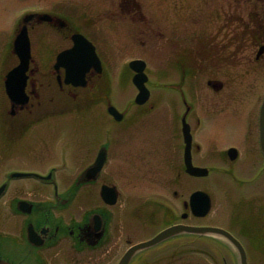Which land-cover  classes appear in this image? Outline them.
Masks as SVG:
<instances>
[{
	"label": "flooded vegetation",
	"instance_id": "1",
	"mask_svg": "<svg viewBox=\"0 0 264 264\" xmlns=\"http://www.w3.org/2000/svg\"><path fill=\"white\" fill-rule=\"evenodd\" d=\"M123 1L128 5L125 3L126 11L122 13H129L132 22L126 31L138 42L139 47H145L146 42L150 40V24L146 23V17L140 7L135 4V0ZM114 2V0L111 1V7L106 15L110 14L112 30L117 32L122 17L121 12H118L113 5ZM133 2L134 5L131 4ZM208 3L209 22L201 29L193 22L185 23L180 28L160 27L161 57L172 64L171 72H181L186 75L190 71V76H196L199 61H229L234 58L241 60L244 57L247 29L253 25L247 22V14L260 13L257 1L208 0ZM122 8L124 10V5ZM31 13L34 16L27 24L34 33L35 44L34 42L32 44V61L26 74L28 77L26 95L19 93L15 101L10 100L5 89L9 72L3 77L7 105H0V260L9 264H121L122 258L132 246L154 237L168 226L181 223L213 225L208 221L211 214L205 217H197L193 214L189 203L190 196L184 198L179 191L181 181L173 183L174 187L169 188L167 183H159L157 187L152 188L151 194L137 198L136 205L125 209L127 197L114 181V174L111 172L110 176L106 175L108 155L96 179L78 184L79 175L93 165L104 146L108 154V145L96 138L89 143L79 140L81 149L78 154H69L68 145L70 143L76 145L77 140L65 141L61 140L60 136L56 139L57 141L54 140V133L58 130L59 124L54 118L53 105L56 99H80V102L84 104H97V94L103 87H107L103 79L108 72L92 67L85 75L86 82L83 81V86H75L67 82L66 69L55 67L57 56L61 51L73 46L72 37L79 30L65 12L40 9ZM101 25V21L96 22L91 29L93 37L85 35L94 43L100 56L102 49L97 45V41L103 38ZM199 34L203 36L201 39ZM256 39L257 45L264 46V36ZM61 41H65L67 45L57 50L51 62L43 61L44 47L50 44L62 46ZM22 81L23 77L20 74L16 78V86L22 84ZM26 98L28 101L24 102ZM184 103L185 113L189 112V115L191 108L186 101ZM58 104L62 105L61 109L65 107L63 101ZM217 111L229 116V119L225 118V120L230 130L240 131L238 138L227 142L226 147L221 151L224 165L228 167L225 171L232 174L237 163H247L250 173L254 175L248 181V186L255 187L264 177V157L261 150L259 125L251 117L248 122H242L240 107L224 104ZM4 115L7 116V123L3 122ZM126 116L127 113H124L122 120ZM20 128V134H5L6 130L12 132ZM28 129L37 141L47 146H49V140L46 136L51 135L53 145L60 147L61 155L58 158L61 160L69 158L76 162L78 158L80 171L77 176L64 183L58 182L54 178L55 174L60 172V168L66 169L67 166H55L52 163L49 171L42 173L44 178H38L43 181L41 185L15 181L22 178L12 177L13 173H37V170H33L35 169L33 165L40 163L32 150L29 155H21L13 150L14 146L22 141L23 132ZM42 130L49 134H41ZM241 131H244L243 135ZM112 137L116 144L117 133L112 134ZM184 148L181 149L179 160L175 165L178 175L186 173ZM231 148H236L238 151L235 160H230L228 156ZM200 149V145L194 139L193 164L205 166L195 160L196 150L200 151ZM214 155L215 150H207L208 158H214ZM13 165H19L23 169L10 170ZM74 167L78 168L76 165ZM59 184H63V187ZM104 185L117 188L116 204L109 205L105 202L102 196ZM167 189L173 190L169 192L171 198L166 197ZM244 206L248 213L243 217H252L254 227L264 230L262 195L255 192V196L244 200ZM13 217L18 220L20 229L11 234L7 232L6 223ZM241 220L245 225L234 220L231 221L233 230L223 228L241 242L247 255L248 250L256 254L260 247L250 231L253 226L246 224L247 219ZM192 236L177 235L170 238L168 253L175 256V261L166 262L165 253L151 256L146 248L136 253L128 264H191L192 262H179V260L181 258L185 260V254L192 252L207 255V262L198 264H239L238 251L229 241L214 236ZM178 253L180 254L177 255ZM252 264H258L256 255Z\"/></svg>",
	"mask_w": 264,
	"mask_h": 264
},
{
	"label": "rangeland",
	"instance_id": "2",
	"mask_svg": "<svg viewBox=\"0 0 264 264\" xmlns=\"http://www.w3.org/2000/svg\"><path fill=\"white\" fill-rule=\"evenodd\" d=\"M111 1L0 0V105H7L3 77L17 63L13 53V42L16 37L18 22L25 13L40 9L71 13V15L78 17V24L87 29V27L90 28L91 23L92 28L96 22L102 21L103 24L109 22L105 18L107 15L103 16V13L108 9V3ZM114 1L118 10L121 12L126 11L125 1ZM257 1L260 2V4H257L260 7V13L258 15L254 13L247 14V22L253 25H250L247 29L244 57L241 60L234 58L229 61H199L197 62L198 76L187 78L181 84L180 75L171 72L172 64L161 57L159 30L161 26L180 28L186 22H192L191 19L193 18L194 23L198 24V28L201 29L209 22L208 1L135 0V4L141 6L140 10L146 12L145 21L150 24L149 43L146 47H142L145 54H142L143 51L137 48L128 34L122 32L115 34L108 31L107 39L104 40L101 49L107 54L104 62H107L105 69L109 72V75L105 74L107 76L103 79L107 87H103L102 91L97 94L99 103L92 106L78 104L72 99H57L55 101L53 106L55 114H59L55 116L59 128L54 133V140L58 136L65 141L77 140L76 145L69 142L67 148L69 154H78L81 149L78 144L79 140L89 143L96 138L107 144L110 160L106 175L110 176L111 172L114 174V181L118 183L122 193L127 197L125 209L136 205L137 198L151 194L150 190L159 183L166 182L172 186L175 179L178 178L175 165L183 148L181 131L182 117L185 112L182 103L184 98L186 102L188 101L193 106L189 120L193 124V134H196L199 140L198 143L202 147V151L197 155L200 162L206 160V149L215 150L221 144L220 149L222 150L224 149L223 143L238 138L240 132L230 130L226 126L227 121L224 118H216L224 117L223 113L211 111L220 109L224 104H230L241 108L242 122L247 121L250 117L255 121L256 117L258 119L259 109L264 98V55L256 60L260 47L256 44V38L264 36V0ZM134 2L131 4L134 5ZM126 4L128 5V3ZM128 15L131 18L129 13ZM188 15L191 18L189 20L187 19ZM124 21L129 22V19H124ZM88 32L90 33V31ZM202 37L199 34V38ZM60 47L62 46L55 44L45 46L42 52L43 61L51 62L50 60L54 59L55 53ZM136 56L144 58L148 64L147 74L150 78L148 87L152 92V96L149 104L144 106L135 103L137 91L133 84L132 75L126 67L127 62L129 63ZM209 80L223 83V89L220 92L211 89L207 84ZM61 101L65 102L63 109H61L62 105L58 104ZM108 101L120 110H127V115L130 112V116H127L123 122L114 121L108 113ZM192 116H194L193 119ZM198 118L201 119V127L197 126ZM226 119H229V116H226ZM3 120L4 123L8 122L6 115L3 116ZM29 130L23 132L22 141L16 144L13 150L21 155H29L32 150L33 155L40 162L34 163L33 167L35 169L33 170H37V173L42 175V173H47L52 167V163H54L55 166H67L66 169L60 168V172L55 174L54 178L58 182L64 183L66 180L77 176L80 171L78 158L76 162L69 158L61 160V158H58L61 155L59 152L60 147L56 144L53 145L51 135L46 136L49 140V146H47L37 141ZM10 133L20 134L21 128L12 132L5 131L6 135ZM40 133L49 134L43 130ZM114 133H117L116 144H114V137H112ZM241 133L243 135L244 131H241ZM218 153H221V151H218ZM217 157V161H215V158L214 160L211 159L208 165L223 163ZM219 167L223 166L214 167L212 177L209 178H190L183 173L181 177L182 185L179 191L184 198H188L192 191L205 189L211 195L214 203V213L208 220L213 225L232 229L231 221L236 220L245 225L241 219H247L246 224L253 226L250 231L259 242L260 247L259 252L256 254L248 250L249 263L252 264L255 255L257 260H264V255L259 254L264 249V230L254 227L252 217H243L248 211L240 204L237 195L234 194V190L228 183V181L232 182L233 180L227 174L219 172L217 170ZM14 168L23 169L19 165H13L10 170ZM236 168L241 176L250 171V167L244 162L238 164ZM15 181L37 185H41L43 182L34 177L16 179ZM184 183H188V185ZM234 186L238 189L237 193L240 197L249 194V190L240 189L237 185ZM60 187H63V184ZM258 191L264 193V182H262ZM168 192L169 190H166L167 198L169 197ZM233 195L237 197L236 200H233ZM6 224L8 233L14 234L20 229L19 222L14 217L8 220ZM169 244L171 243L165 242L151 247L147 249L148 254L158 256L160 253H165L167 256L166 262L175 261V256L168 253ZM186 256V261L192 260L190 256L193 257L191 264H198L199 261L206 258V256L202 257L200 253L193 252L187 253ZM185 260L181 258L179 262ZM205 260L207 261V259Z\"/></svg>",
	"mask_w": 264,
	"mask_h": 264
},
{
	"label": "water",
	"instance_id": "3",
	"mask_svg": "<svg viewBox=\"0 0 264 264\" xmlns=\"http://www.w3.org/2000/svg\"><path fill=\"white\" fill-rule=\"evenodd\" d=\"M75 46L71 50L63 52L59 56V62L63 63L64 60H67L69 62L68 65H66L68 69V77L74 76V72L77 70H80L82 68L81 65L86 62L88 66H90L92 59L97 61L98 58L96 56L95 48L89 42L83 35L78 34L75 38ZM87 46L89 51L85 52L84 47ZM15 52L19 55L21 63L20 65L9 75V79H12L15 76L16 72H25L30 64V59H31V52H30V41L28 37V32L27 28H23L21 32L19 33L16 41H15ZM99 61V60H98ZM130 66L132 69H134L137 74L134 77V83L139 89V94L137 96L136 101L140 104L145 103L150 96V92L146 87V81L148 80L146 74L144 73L146 64L143 61L137 60L133 61L130 63ZM24 88V84L22 86V89ZM8 92L10 95H12V92L10 88H8ZM109 111L111 114L114 116H118V111L114 107H110ZM260 128H261V143H262V149L264 152V101L261 107V114H260ZM183 133H184V138L185 142L187 144L186 146V164L188 167V172L191 173L192 175L195 176H202V175H207L208 171L207 169H202V168H196L192 165L191 162V144H192V135L190 133V126L185 122L184 128H183ZM105 161V156L104 154H101L97 160V162L94 164L93 167H91L87 172H85L82 176V179L85 180L87 176H94L103 166ZM23 175V174H22ZM108 189L105 188L104 192L107 191ZM113 191V190H111ZM115 193L112 192V198L111 201H109L111 204L115 202ZM191 202L193 207L198 208L196 214L200 216H204L208 213L210 206H211V201L210 197L204 193V192H196L192 195ZM195 232V233H218V234H223L225 236L230 237L232 240H234L228 233L221 229L217 228H210V227H190V226H184V225H179V226H174L171 227L159 235H157L155 238L152 240L142 243L140 245H137L133 249H131L126 256L123 259L122 264H126L130 258V256L133 254L134 251H136L139 248L145 247V246H150L154 245L172 235L181 233V232ZM235 241V240H234ZM236 242V241H235ZM237 246L241 248L238 242H236ZM241 253H242V262L243 264H247L246 262V255L244 251L241 248ZM0 264H7L5 262H1Z\"/></svg>",
	"mask_w": 264,
	"mask_h": 264
}]
</instances>
